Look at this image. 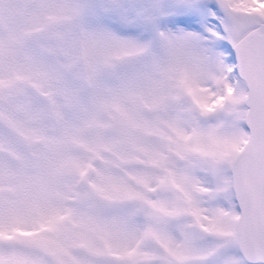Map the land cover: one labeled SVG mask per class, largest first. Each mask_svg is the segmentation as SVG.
<instances>
[{
  "label": "snow or ice",
  "instance_id": "1",
  "mask_svg": "<svg viewBox=\"0 0 264 264\" xmlns=\"http://www.w3.org/2000/svg\"><path fill=\"white\" fill-rule=\"evenodd\" d=\"M0 264H264V0H0Z\"/></svg>",
  "mask_w": 264,
  "mask_h": 264
}]
</instances>
